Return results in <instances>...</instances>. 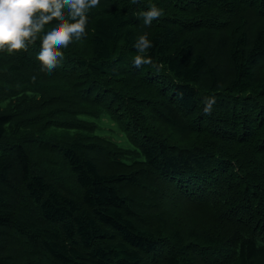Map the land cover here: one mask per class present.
<instances>
[{
    "label": "trees",
    "instance_id": "trees-1",
    "mask_svg": "<svg viewBox=\"0 0 264 264\" xmlns=\"http://www.w3.org/2000/svg\"><path fill=\"white\" fill-rule=\"evenodd\" d=\"M41 39L0 51V264H264V0H100L51 74Z\"/></svg>",
    "mask_w": 264,
    "mask_h": 264
},
{
    "label": "clouds",
    "instance_id": "clouds-1",
    "mask_svg": "<svg viewBox=\"0 0 264 264\" xmlns=\"http://www.w3.org/2000/svg\"><path fill=\"white\" fill-rule=\"evenodd\" d=\"M138 2L131 0L133 4ZM99 3L100 0H0V51H27L29 45L36 44L37 38L42 36L36 59L42 70L51 74L63 58L61 49L68 47L74 39L80 40L86 35L88 10L97 7ZM139 15L144 25L150 26L162 15V9L151 3L148 10ZM53 20L58 22L52 24ZM46 25L49 27L45 32ZM151 47L152 42L147 33L137 38L134 66L139 68L151 65L159 70L147 55ZM215 102V96L205 98L206 115L211 114Z\"/></svg>",
    "mask_w": 264,
    "mask_h": 264
},
{
    "label": "rangeland",
    "instance_id": "rangeland-1",
    "mask_svg": "<svg viewBox=\"0 0 264 264\" xmlns=\"http://www.w3.org/2000/svg\"><path fill=\"white\" fill-rule=\"evenodd\" d=\"M99 125V130L97 134L107 137L109 140H112L118 143L121 146L128 147L129 144L124 136L121 134V131L116 123L111 121L108 116L102 117L97 121Z\"/></svg>",
    "mask_w": 264,
    "mask_h": 264
}]
</instances>
